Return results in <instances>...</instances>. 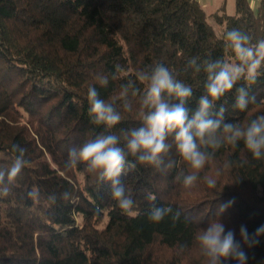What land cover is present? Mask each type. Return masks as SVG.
<instances>
[{"label":"trees","instance_id":"16d2710c","mask_svg":"<svg viewBox=\"0 0 264 264\" xmlns=\"http://www.w3.org/2000/svg\"><path fill=\"white\" fill-rule=\"evenodd\" d=\"M235 1L229 14L224 4L209 12L199 0H0V168L11 166L13 145L24 147L29 161L0 197V264H204L193 237L218 204L234 201L221 220L237 237L241 225L252 233L264 224V161L238 167L240 153L231 148L219 150L211 166L234 162L215 189L202 179L183 189L176 169L164 174L137 165L126 172L122 181L134 201L128 214L110 198L109 184L83 174V166L63 171L69 150L102 131L90 124L85 99L97 74L121 65L134 76L162 63L191 85L194 107L205 77L185 71L190 58L224 56L222 36L232 29L264 39V0L256 10L249 0ZM261 71L250 89L258 104L233 109L234 89L226 97L228 120L264 114ZM118 87L110 81L100 95L110 99ZM137 107L135 98L115 131L139 126ZM34 189L36 200L28 196ZM66 190L71 200H48ZM154 205L179 209L180 220L151 224ZM180 244L189 249L183 255ZM245 251L247 264H264V237Z\"/></svg>","mask_w":264,"mask_h":264},{"label":"clouds","instance_id":"9594fccd","mask_svg":"<svg viewBox=\"0 0 264 264\" xmlns=\"http://www.w3.org/2000/svg\"><path fill=\"white\" fill-rule=\"evenodd\" d=\"M222 40L224 56L221 58L201 60L192 57L187 61L185 71L203 73L205 77L203 92L196 98L194 107L189 105L194 96L191 85L178 79L162 63L148 70H138L134 76L121 65H116L110 73L97 74L95 83L87 88L85 99L90 124L102 131L69 150L63 171L68 173L83 166V174L96 178L98 183L109 184L110 198L122 214H128L134 201L122 176L136 170L137 165L164 174L176 169L175 180L183 189L191 190L201 179L209 189H215L219 177L233 166L234 162L229 161L223 167L211 168L222 148L239 151L240 158L235 162L238 167L251 161H264V114H258L246 123L226 118V97L234 89L233 109L244 112L250 104H258L250 89L264 69V39L253 42L250 35L232 29L223 34ZM110 81H119L118 92L112 98L104 99L99 89L107 88ZM135 98H138L135 111L139 126L115 131L123 119L122 112L133 111ZM222 100L224 103H219ZM12 151L17 155L11 166L0 168V197L10 194L12 185L29 163L24 147L13 145ZM173 153L175 158H172ZM206 168L209 169L207 172ZM28 196L38 199V190L30 191ZM72 198L73 193L66 190L50 195L48 200L54 204L57 199ZM233 203L218 204L206 228H199L194 234L193 246L204 264H247L245 249L256 247L264 237V224L252 233L246 225H241L238 237L234 229L226 230L221 217ZM181 214L179 209L171 206L154 205L148 211L147 219L157 225L171 218L175 226ZM188 250L186 244H180L177 255Z\"/></svg>","mask_w":264,"mask_h":264},{"label":"rangeland","instance_id":"374dc122","mask_svg":"<svg viewBox=\"0 0 264 264\" xmlns=\"http://www.w3.org/2000/svg\"><path fill=\"white\" fill-rule=\"evenodd\" d=\"M250 1V0H249ZM200 3L209 11L213 12L215 9L221 5H225V12L232 14L235 11V0H199ZM263 3V0H257L254 5H252L255 10Z\"/></svg>","mask_w":264,"mask_h":264},{"label":"crops","instance_id":"0c3cea01","mask_svg":"<svg viewBox=\"0 0 264 264\" xmlns=\"http://www.w3.org/2000/svg\"><path fill=\"white\" fill-rule=\"evenodd\" d=\"M257 0H250L251 6L256 3Z\"/></svg>","mask_w":264,"mask_h":264}]
</instances>
